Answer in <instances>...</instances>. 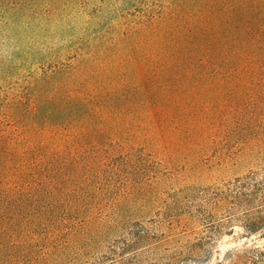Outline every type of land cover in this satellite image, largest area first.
I'll list each match as a JSON object with an SVG mask.
<instances>
[{"label": "trees", "instance_id": "1", "mask_svg": "<svg viewBox=\"0 0 264 264\" xmlns=\"http://www.w3.org/2000/svg\"><path fill=\"white\" fill-rule=\"evenodd\" d=\"M246 159L264 160V0H0V264H157L176 230L191 264L242 208L264 231V163L201 182ZM245 253L225 264H264Z\"/></svg>", "mask_w": 264, "mask_h": 264}, {"label": "rangeland", "instance_id": "2", "mask_svg": "<svg viewBox=\"0 0 264 264\" xmlns=\"http://www.w3.org/2000/svg\"><path fill=\"white\" fill-rule=\"evenodd\" d=\"M263 163L264 160L254 162L246 159L233 161L228 166L210 165L211 168L204 167V175H207L211 180L203 177L201 182L206 183L214 180H229ZM178 209L177 191L166 193L160 208L155 211L153 216L149 219L148 226L152 229L156 227L157 224L164 225L169 223L171 214L173 212L177 213ZM244 210V208L241 209V217L232 223V226L229 227L230 230H223L224 233L218 236L215 241H207L208 243L194 255V261H192L191 264H225L229 263L230 259L233 257H237V255L246 254L245 250L251 247L257 246L264 248V231L249 233L242 227L241 219H245L247 215V213H244ZM243 215H245V217H242ZM178 239L180 238L176 230L173 236L164 238L162 242L152 248L149 256H147L148 260L158 257L159 260L157 264H179L177 258V251L179 250L177 246ZM235 254L237 255L235 256Z\"/></svg>", "mask_w": 264, "mask_h": 264}]
</instances>
